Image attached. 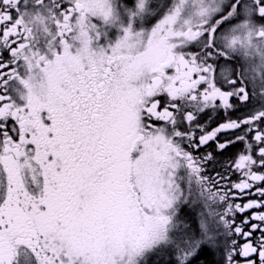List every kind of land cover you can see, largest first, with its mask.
Returning <instances> with one entry per match:
<instances>
[{
  "label": "snow or ice",
  "instance_id": "snow-or-ice-1",
  "mask_svg": "<svg viewBox=\"0 0 264 264\" xmlns=\"http://www.w3.org/2000/svg\"><path fill=\"white\" fill-rule=\"evenodd\" d=\"M206 249L264 264V0H0V264Z\"/></svg>",
  "mask_w": 264,
  "mask_h": 264
},
{
  "label": "flooded vegetation",
  "instance_id": "flooded-vegetation-1",
  "mask_svg": "<svg viewBox=\"0 0 264 264\" xmlns=\"http://www.w3.org/2000/svg\"><path fill=\"white\" fill-rule=\"evenodd\" d=\"M237 115H239V113H237ZM223 112L219 113L218 115L214 116L212 118L211 121L208 120V114L203 113L201 114V123L203 124H207L208 128H215L216 126H218L219 123L223 122ZM227 134H221L218 139L220 140V142H226L225 140V136ZM212 144V151H214V153L217 156V161L218 163L215 165V168H209V175L215 177L217 172L220 173H225V164L226 162H231L232 160H234L237 157V154L242 150V145L241 144H231L229 145L226 149H224L222 152H220L219 150H217L215 148V142H210ZM204 151V149H200V152L202 153ZM226 176L227 179L221 181L220 183L222 185H227L229 184V182H239L240 179V173L235 171L234 168H230V170H228L226 172ZM247 191V190H246ZM232 194H235L236 196H239L240 194L238 193V191L236 189H232L231 190ZM249 199H256V197L254 196H244L243 200L241 199H234V203H244L247 202V200ZM252 212L255 211H259L257 209H253L250 210ZM194 214V208L190 209L188 206H184L183 207V216H190V213ZM245 216L248 215V213H244ZM189 219V218H187ZM242 219V217L240 216V214H237V224L240 223V220ZM196 220V217H195ZM247 230V229H246ZM256 235H259V233H256ZM241 243H243V241H241ZM198 264H200V262H198Z\"/></svg>",
  "mask_w": 264,
  "mask_h": 264
},
{
  "label": "rangeland",
  "instance_id": "rangeland-1",
  "mask_svg": "<svg viewBox=\"0 0 264 264\" xmlns=\"http://www.w3.org/2000/svg\"><path fill=\"white\" fill-rule=\"evenodd\" d=\"M200 211V207L199 206H196L194 208V214H191L190 212V216H187L186 218H189V222L193 225V227L196 226V220H195V217L197 219V216H198V213ZM181 215L183 216V207L181 208ZM207 251L213 253L215 259L217 260V262H220V264H223V258H224V253L222 250H216V251H213V250H210V249H206ZM168 260V257L167 256H164L163 259L160 261V264H164L165 261ZM198 264V263H197Z\"/></svg>",
  "mask_w": 264,
  "mask_h": 264
},
{
  "label": "trees",
  "instance_id": "trees-1",
  "mask_svg": "<svg viewBox=\"0 0 264 264\" xmlns=\"http://www.w3.org/2000/svg\"><path fill=\"white\" fill-rule=\"evenodd\" d=\"M200 262V264H220V262H217L215 259L212 251L209 252L205 250L200 256L197 261V263Z\"/></svg>",
  "mask_w": 264,
  "mask_h": 264
}]
</instances>
